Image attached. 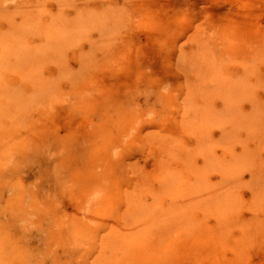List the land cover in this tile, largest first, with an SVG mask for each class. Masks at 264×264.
I'll use <instances>...</instances> for the list:
<instances>
[{"label": "rangeland", "instance_id": "obj_1", "mask_svg": "<svg viewBox=\"0 0 264 264\" xmlns=\"http://www.w3.org/2000/svg\"><path fill=\"white\" fill-rule=\"evenodd\" d=\"M73 1L0 0V264H211L202 252L175 256L166 239L142 246L143 237L168 226L148 229V213L169 201L164 185L179 184L180 200L195 204L190 226L172 234L174 248L189 244L198 224L215 229L201 198L239 202L241 220L256 213L264 0ZM13 72H36L46 90L17 119L3 97L25 98L33 84ZM173 140L170 175L157 177ZM230 186L234 195L223 196ZM133 208L148 215L144 228ZM113 230L135 237L109 249ZM258 250L247 264H264ZM235 255L227 248L220 257L230 264Z\"/></svg>", "mask_w": 264, "mask_h": 264}, {"label": "bare ground", "instance_id": "obj_2", "mask_svg": "<svg viewBox=\"0 0 264 264\" xmlns=\"http://www.w3.org/2000/svg\"><path fill=\"white\" fill-rule=\"evenodd\" d=\"M64 2L66 3L65 5H67V7L68 6L74 7L75 6V2L73 0H64ZM8 9H10V8H8ZM4 12H5V10H4ZM1 15L3 16V12H2ZM77 15H79V14H77ZM77 15H76L77 18L72 17V19L74 18V19H78L79 20V18H80L81 15L80 16H77ZM3 17H7V15L6 16H3ZM0 18H1V16H0ZM64 19L66 20L65 17H64ZM0 20H2V19H0ZM38 20H40V19L38 18ZM73 20H72V22H73ZM3 21H5V20H3ZM56 21H57V19H56ZM61 21H60V23H61ZM76 21H74V22H76ZM12 22H13V20H12ZM63 23H61V24L62 25H66L68 23V21H67V23L65 22L66 24H63ZM52 24H51V26H52ZM72 24H73V26L74 25H77L78 24V21H77V24H74V23H72ZM79 24H80V21H79ZM79 24H78V27H79ZM11 25H12V23H11ZM11 25H9V27ZM35 25L37 26V23ZM18 26H20V25L18 24ZM38 26H39V23H38ZM11 27L14 28L13 26H11ZM52 27H54V26H52ZM76 27L77 26H75V28H74L75 31H76ZM6 29L8 30V28H6ZM68 29H69V27H68ZM68 29L66 28V31ZM32 30L34 31V29H32ZM54 30H56V27H55ZM71 30L70 31L68 30V32H71ZM12 31H13V29H12ZM12 31H9V32L12 33ZM61 31H62V29H61ZM66 31L64 32V30H63V32H61V33L62 34L63 33H66ZM1 32H2V29H0V33ZM4 32H6V31H4ZM13 32L15 33V31H13ZM52 33H50V34L51 35H54ZM19 34H20V32H19ZM20 36H22V35H20ZM25 36H26V34H25ZM25 36H24V38L22 37V39L24 41H25L26 37H28V34H27L26 37ZM62 36H64V35H62ZM68 36H70V35H68ZM16 37L17 36H15V38ZM71 37L72 36H70V38ZM8 38H9V35H8L7 38H5V35H4V39L7 40ZM66 38L67 39H70L69 37H66ZM2 39H3V37H1L0 41ZM10 39H12V38H10ZM67 39H64V40L67 42ZM47 41H49V40H47ZM51 42H54V41H51ZM64 42H62V43H64ZM66 42H65V45H67L69 43V41L67 42V44H66ZM11 43L13 45V41ZM15 43H18V41L15 40ZM24 43L25 42H23L22 44H24ZM43 43H45V42H43ZM53 44H55V43H53ZM7 45H9V44H7ZM47 45L48 44H45V45L43 44V46H45L46 48H47ZM61 45H63V44H61ZM50 46H52L51 43H50ZM58 46H59V43H58ZM58 46L55 48L56 50L58 49ZM25 47H26V45H25ZM62 47H64V46H62ZM19 48L22 49V47H19ZM50 49H52V47ZM60 50H61V48H60ZM23 51H20V52H23ZM1 52H4V51H1ZM22 54H21V56H22ZM17 59H18V57H17ZM28 60H29V58H28ZM20 61L21 60H19V62ZM6 63H8V62H6ZM21 64H23V63L21 62ZM18 67H20V66H18ZM13 73L17 74L23 81H26V82L29 81V82H31L33 84V92L29 96H27L25 98H19V97H15L13 95H5L3 97V101L5 103L4 105L12 108V110L15 112V116H16L15 119H17V118H19L20 115H23L26 112L27 109H31V108H33L35 106H36L35 108H37L39 106L38 105V102L40 101V98H42L40 94H42L41 91L43 90L42 89L43 80H41V79L38 78L36 72H13ZM3 91H6V89L4 88ZM44 91H46V90H44ZM44 91H42V92H44ZM170 143H171L172 146H169V147L163 146L165 148L167 154L163 155L164 157L161 156V159H160L161 165H159V171H158L160 173L156 172L157 173L156 174L157 177H160V176L161 177H166L167 174L169 176L170 175L169 174L170 171H169V169L167 167V163H169V161L172 158L173 159L174 158H177L176 157L177 154H175L174 151H177V149L179 148L180 145L178 144V142L176 140H173L172 142L170 141ZM165 150H164V153H165ZM161 169H163L164 171H161ZM262 186L263 185H261V184L256 185V186H253V191H252L253 196H252V200L250 202V206L255 210L256 213L253 214L248 220H241V219H239V217L237 215V207H239V205H240L239 202H235L232 199H225V198L224 199H211V200L205 202L204 200L202 201V198H201V201H199L200 202V205H203V204L206 205L204 207V211L207 212V213H213L216 216L218 223L216 224L215 229H211V230H204L198 224L199 234L195 238L191 239V242L189 244L182 245L181 247H177V245H176L175 248H174V246L172 245L173 242L171 240V238L173 237L172 234H173V232L175 230H178L182 226H190L188 224L189 222H188V218L187 217H188L189 213L193 210L195 204L193 202L189 201V200H186L185 203L182 200H180V198H182L184 196V194L186 193V191L182 190L180 188V185L179 184H171V185H168V186L167 185H164L163 186V188H162L161 191L163 193L169 195L170 198H169V201L166 202L167 203V206L164 209V211H162V212L161 211H158V212L155 211L154 214L148 213V215L150 217V220H151V222L154 225H152V223H150V220L147 217L148 215L146 216V213L140 212V211H138L135 208H133L134 210L132 212L131 211H129V212H131L130 214H132V216H133V217L131 216L132 218H134V216L136 215L135 218H134L135 221H136L135 224L139 223L138 226L140 225L139 227H141V228L144 225H146L144 223V221H147V220H149V223L148 224H151V225H149V226H151V228H148V229H152L153 226H154L153 228H156L157 226L160 227L159 225H163V227H164V223L163 222H166L168 224V226H169V227L166 226L168 229L166 227H164V228H166L167 231L165 230V231H162V232H159V233L156 232V234L158 233V235L153 236V237L150 235V232H151V234H154V233L152 232V230H150L148 238L146 236L143 237V238H146V239L145 240L143 239L144 242L142 243V246L145 244V242H147L146 244L150 243V240L151 239H154V238H155V241L157 240L156 241L157 243H160L161 241H164L166 239V240H168L170 242V245L168 247L169 248L168 251L169 252H174V255L175 256L176 255L178 256L177 253H180L181 254V253H184V252H188L190 250H193V255H194L195 252L196 253L197 252H199V253L202 252L204 255L200 254V258H201V256H203L204 261L207 260L211 264H220V262L223 261L221 259V257H220L222 250L227 249V248H232L233 251H234V253L237 254V255H235V258L230 262V264H247L248 258L250 256H252L253 254H255V252H257V250L259 248H261V247L264 246V188H262ZM230 187H231V189L229 191L224 192V195L223 196H233L234 195V192H235L234 186H230ZM209 194L210 193L208 192V195ZM201 197H202V195H201ZM141 214L142 215H145L146 217L145 216H142ZM146 218H148V219H146ZM142 223H144V224L141 225ZM132 224H134V223H132ZM158 227L156 229H154L153 231H157ZM163 227H162V229H163ZM136 228H137V226H136ZM159 230H161V229L159 228ZM234 230H237L238 231V235H236L235 237L232 236L233 235L232 232H234ZM114 231L116 233V230H113V231H111L112 233H110V234H113ZM115 233L113 234V237L115 236L114 239H111L110 238V240H112V242L109 241L110 242L109 249L110 248L111 249H114V248H124L128 244V243H125V241L126 242H128V241L130 242L131 238L135 237V235L133 234L132 231L131 232H127L126 234H124V233H122V234H118V233L115 234ZM108 238H109V236H108ZM149 238H151V239H149ZM151 242L153 244L154 243V240H152ZM154 244H156V243H154ZM108 246H109V244H108ZM112 251H114V250H112ZM115 251H119V250H115ZM176 251H177V253H175ZM118 253L119 252H117V255H118ZM180 254H179V256H180ZM191 255L192 254H190V257H191ZM196 255H195V259H196ZM193 258H194V256H193ZM250 258H249V260L251 261L252 258L251 259ZM117 260H115V261L117 262ZM201 261H198V263L201 264L200 263ZM223 262H224L223 264H225V261H223ZM198 263L195 262V264H198ZM117 264H118V262H117ZM136 264H138V262H136Z\"/></svg>", "mask_w": 264, "mask_h": 264}]
</instances>
